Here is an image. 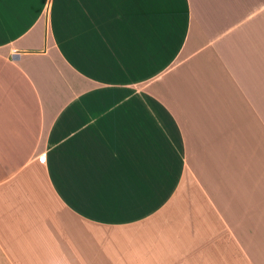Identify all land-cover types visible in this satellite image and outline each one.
Instances as JSON below:
<instances>
[{"label":"crops","instance_id":"obj_1","mask_svg":"<svg viewBox=\"0 0 264 264\" xmlns=\"http://www.w3.org/2000/svg\"><path fill=\"white\" fill-rule=\"evenodd\" d=\"M0 264H264V0H0Z\"/></svg>","mask_w":264,"mask_h":264}]
</instances>
